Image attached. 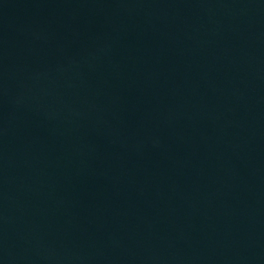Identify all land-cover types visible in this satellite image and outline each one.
Instances as JSON below:
<instances>
[{
  "label": "water",
  "instance_id": "1",
  "mask_svg": "<svg viewBox=\"0 0 264 264\" xmlns=\"http://www.w3.org/2000/svg\"><path fill=\"white\" fill-rule=\"evenodd\" d=\"M0 264H264V0H0Z\"/></svg>",
  "mask_w": 264,
  "mask_h": 264
}]
</instances>
